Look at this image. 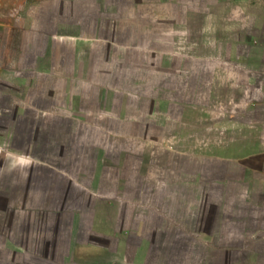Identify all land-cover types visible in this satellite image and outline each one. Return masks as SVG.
<instances>
[{"label":"crops","instance_id":"0c3cea01","mask_svg":"<svg viewBox=\"0 0 264 264\" xmlns=\"http://www.w3.org/2000/svg\"><path fill=\"white\" fill-rule=\"evenodd\" d=\"M0 264H264V0H0Z\"/></svg>","mask_w":264,"mask_h":264},{"label":"clouds","instance_id":"9594fccd","mask_svg":"<svg viewBox=\"0 0 264 264\" xmlns=\"http://www.w3.org/2000/svg\"><path fill=\"white\" fill-rule=\"evenodd\" d=\"M21 159H23V157L21 158ZM31 163V161H29V164ZM12 167L13 168H15L16 167V165L14 164V165H12Z\"/></svg>","mask_w":264,"mask_h":264}]
</instances>
